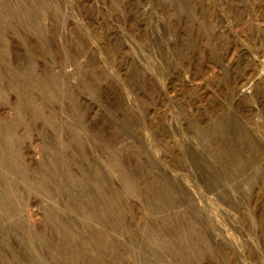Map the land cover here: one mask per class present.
Masks as SVG:
<instances>
[{
  "label": "rangeland",
  "instance_id": "obj_1",
  "mask_svg": "<svg viewBox=\"0 0 264 264\" xmlns=\"http://www.w3.org/2000/svg\"><path fill=\"white\" fill-rule=\"evenodd\" d=\"M0 264H264V0H0Z\"/></svg>",
  "mask_w": 264,
  "mask_h": 264
},
{
  "label": "bare ground",
  "instance_id": "obj_2",
  "mask_svg": "<svg viewBox=\"0 0 264 264\" xmlns=\"http://www.w3.org/2000/svg\"><path fill=\"white\" fill-rule=\"evenodd\" d=\"M19 73V72H18ZM27 90V89H26ZM72 93V92H71ZM26 101V100H25ZM22 113V112H21ZM10 119V118H9ZM8 149V148H7ZM12 152V151H11ZM3 153V152H2ZM7 153V152H6ZM2 181V180H1ZM2 193V192H1ZM80 196V195H79Z\"/></svg>",
  "mask_w": 264,
  "mask_h": 264
}]
</instances>
